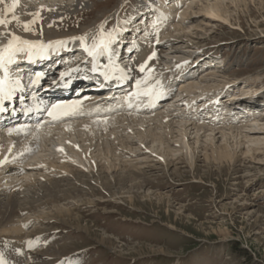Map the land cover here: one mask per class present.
I'll return each mask as SVG.
<instances>
[{
	"label": "rangeland",
	"instance_id": "rangeland-1",
	"mask_svg": "<svg viewBox=\"0 0 264 264\" xmlns=\"http://www.w3.org/2000/svg\"><path fill=\"white\" fill-rule=\"evenodd\" d=\"M130 1L90 0L86 6L55 19L53 26L51 21L38 19L28 33L31 36L79 35L87 26L102 27L108 19L116 18L117 8L124 2L127 6ZM194 1L183 18L178 10H173L176 23L171 28L175 31L162 34L156 29L160 40L175 41L169 48L165 47L166 53L163 51L165 65L175 64L173 73H176L182 64L180 57L187 59L186 53L194 52V57L205 52L207 57L201 56L199 65L201 68L210 65L209 69L205 67L199 72L190 68L191 59H187L190 65L182 80L189 79L184 85L198 84L195 90L199 94H212L226 87L227 99L254 95L264 88V4L258 0L247 3L224 0L228 22L208 13L210 5L217 0ZM20 29L14 27L16 36ZM145 34L151 35L145 32L142 39ZM141 37L137 33L135 39ZM143 54L138 53L137 60ZM195 72L199 75L193 79ZM259 96L255 97L258 101ZM227 99L222 108L228 113L235 105H230ZM247 99L241 104L251 105L248 101L253 100ZM178 102L171 101L167 107L172 104L174 110V103ZM216 110L219 112V108ZM210 119L207 123L216 124L218 120ZM172 120L175 124L170 133L159 128L153 130L158 136L144 130L141 136L134 132L125 134L132 142L123 144L122 138L115 140L113 153L106 151L108 155L103 154L102 149L107 150L103 148L105 145L99 147L88 141V145L101 149V152L95 151L101 154V166L95 174L71 170L67 176L60 170L34 171L32 176L41 179L38 181L42 182L41 186L48 185L51 190H58L59 195L71 189L77 197L56 202L53 198H47V202L45 198L36 202L30 216L23 215L18 220L22 223L25 217L29 219L22 244L12 246L0 237V253L8 252L14 264H264V149L254 156L243 154L239 147L234 151L239 157L236 162L220 165L214 160L212 148L222 143V133L208 140L204 135L210 134L209 126L202 135L193 126L185 129L178 119ZM67 138L50 142L42 149L51 157L52 154L62 156L55 147L63 148L67 156L62 157L61 166L76 154L70 147L79 145V138L76 141ZM143 147H148V151ZM159 157L166 160L167 168L160 164L164 160L159 161ZM115 179L121 180L120 183ZM3 182L1 185L5 187L0 189L6 188V193L17 191L14 184ZM106 182L112 183L111 189L104 185ZM46 188L39 183L36 192L46 194ZM24 189L28 195V186ZM78 190L86 196L78 194ZM19 246L25 255L20 262L16 261ZM84 256L86 259L82 260Z\"/></svg>",
	"mask_w": 264,
	"mask_h": 264
},
{
	"label": "bare ground",
	"instance_id": "bare-ground-1",
	"mask_svg": "<svg viewBox=\"0 0 264 264\" xmlns=\"http://www.w3.org/2000/svg\"><path fill=\"white\" fill-rule=\"evenodd\" d=\"M31 1H32L31 4H29L30 6H26V9H27L25 11V13L27 14L26 18L30 17V19H33V18H35L34 14L39 12L40 15L38 18L36 17L37 19L44 20L45 22H50V21L52 22L53 20L58 19L60 16L66 14L68 12H71V11L79 9L80 7L86 6L90 0H56V1H54V0L53 1L52 0H45V1L44 0H31ZM146 1H149V0H146ZM150 1H152V0H150ZM160 1L161 2L159 5H155V2L154 3L152 2L153 5H151V7H155L157 9L156 14L153 15V16H155V19H153V20L156 24V29L158 31L162 32V34H167V31L172 30L170 28L171 23L169 24L168 22L170 19H172L174 9L178 10L180 16H182V18H183L186 15L185 10L188 8H191L192 5L195 3L194 0H173V1L160 0ZM241 1L246 2V3L248 2V0H235L234 2L239 3ZM258 1L261 2V5L264 4V0H258ZM250 2H253V0H250ZM6 3L10 4L11 2L9 0H6ZM144 4H147V3L142 2V4H141V2H140L139 4H137L135 6V9H139L141 11L142 8L147 7V6L145 7ZM223 6H224V0H217L210 5L208 13L217 19H222L224 21L229 22V19L226 15L227 12L225 11ZM18 8H19V5L15 9V11H17ZM183 10H184V12H183ZM119 14H120V12H119ZM15 23L16 22H12L10 25L8 24V25L0 26V42L3 39L8 40L9 38H11V34H15L14 27L21 28L19 23L17 25H15ZM146 25H147V23H146ZM134 27H135V29L139 28L137 23H134ZM184 28L186 29V27H184ZM99 29L100 28L97 26H91V27L87 26L84 29L83 34H80V35L77 34L71 38H69V37H59V38H65V39H71V40L72 39L73 40L74 39H80L81 37H86L87 34H91V35L97 34ZM121 30H122V28H121ZM187 30H190V28H188ZM115 35L118 36L119 33L115 32ZM52 37L53 36H47V38H52ZM144 38L147 39L148 36H146V34H145ZM38 40H41V39H38ZM55 40H59V39H55ZM95 41H97V40H95ZM135 41H136V43L133 44L131 47H133L134 45L138 46L139 47L138 53L140 55L147 51V48L149 47L150 43H147V42L144 43L143 40H141V38L135 39ZM164 42L165 43L167 42L166 44L169 46V45L173 44L175 41L166 40ZM166 44L164 45L165 47H167ZM92 45L93 44H91V47H92ZM161 48H160V50H161ZM197 51H199V50H197ZM162 52H163V50H162ZM164 53H166V52L164 51ZM198 55L201 57L200 54H198ZM180 58L183 59L181 61L182 64L178 66V68L176 69V73L172 72L169 75V78L173 77V78H171L172 81H168L167 84L160 85V88L164 89L165 91H168V90L173 89V88L177 89L178 91H177L176 95H182L180 102H182L181 106H183V107H181L180 105H179L180 107H178V105L176 104L177 102H176V103H174L175 109L173 110L172 104H170L167 107V103H165L164 106L167 108H165L161 111H158L156 113H153L152 118L145 116L147 114H144V113H133V114L131 113L130 118L133 119L134 122H136L135 124H132V122L130 121V118L126 115V113H123V112H121L120 114L113 116V117L105 116V119H103V121L101 123H98V124H97V122L96 123H90L87 120L74 121L73 124L70 126L71 128L68 127L67 129H60L59 131L54 132L55 134L54 133L45 134V135H48L50 138L47 139L48 137H45V136L43 137V138H45V141H44L45 144H43L42 147H47L50 142L59 141L61 139H64V137H68L67 139H69V141H76L78 138L82 137L83 135H86V133L84 131V128H85L86 132H89L91 137L99 135V137H98L99 140H97V142H95V144H97L98 146L99 145H102V146L105 145L103 148H107V152L110 151L111 153H113L114 144L116 143L117 140H120V138H122L121 142L123 144H125L127 142H132L129 138L125 137V134L126 135L130 134L128 132L129 129L133 130L134 135H137V136L143 135V133H142L143 130L146 133L151 134L152 136L153 135L158 136L159 134H156L154 131L156 129H159V128L165 129L167 134H168L173 130V127L175 124L174 120H172V119H178L177 122H179V125H181L182 128L186 129L191 125V126H193V129H195L197 133L202 132V135L206 133V131H204L205 127L209 126V128H212V129H210V134L204 135V136L208 137L207 138L208 140H213V139H211V137H214L216 134L222 133V137H223L222 143H217L212 148V150H213L212 155L214 156V160L218 161L220 163V165H224L226 163L229 164L232 161L236 162L239 157H238L237 153L234 151H235V149H237L239 147H242L241 151L243 152V154L246 155V154L252 153L254 156H256V153L258 151H260V149L261 150L264 149V88H262L259 91L257 90L256 91L257 93H255L254 95L250 94V96H249V95L245 94L240 98H237L235 96H229L230 98L228 97L229 99H227V102L229 101L230 105H235L234 109H232V107H231V109L233 111L231 109H228V113L231 115H235V116L240 117L241 118L240 122L229 123V122L224 121V122H222L224 125L207 123L206 120L210 119V118H211L210 120L220 119L221 113H219L218 110H216V109H213V111H207L204 109L205 115L202 116V118L199 117L200 120L197 119V121L191 122L190 120L193 119L191 116H200V115H198V112H197L198 111L197 110L198 101H195L193 99L194 95L197 93L195 89H198V84L191 83V84L184 85L186 83V81L182 80V77H185L184 76L185 70L189 67L190 63H188V61H186L188 58L187 59H185L186 57H180ZM129 68L131 70L130 72H132L133 74L132 73L128 74V77H131V75H132V76H140L141 79H144L145 76L149 75L148 70L145 69L142 72L140 70V67H136V63L134 61L129 62ZM119 79H120L119 80L120 83H125L127 78H126L125 74H121ZM179 81H181V82H179ZM112 86H113V82L111 83V85H107V86L105 85L104 86V88L107 91V94H110V97L102 96V94L104 92L102 91L100 94V92L94 91L95 90L94 88L88 90L90 92H86L85 94H82V95H86V94L94 95V96H91V99H92L90 102L91 108L98 106L99 109H105L106 108V111L109 110V111L113 112V110H114V108L112 107L113 101H112V105H108L109 102L111 100H113V94L110 91H108V90L113 88ZM200 88H202V87H200ZM213 88H215V87H213ZM113 91H114V89H113ZM183 93L187 94L188 96L183 94ZM218 93H220V92H216V94H218ZM258 95H261V96H259L260 97L259 101L257 98H255ZM248 97H250L253 100V101H248V102H251V105H249V106L245 105L244 106L243 104H241L242 101L243 102L247 101ZM217 102H220L223 105H225V103H226L225 100L221 101L219 99V97H215V99L212 103H217ZM137 112H140V111H137ZM209 112H211V113H209ZM226 112H227V110H226ZM193 113H194V115H193ZM87 119H92V118H87ZM124 121H125V124L123 123ZM260 122H263V123H260ZM126 123H128V124H126ZM212 123H214V122H212ZM198 124H200V125H198ZM150 125H153V126H150ZM153 127H155V129H153ZM147 128H149L148 131H147ZM71 129H72V131H71ZM184 131L187 132L186 130H184ZM53 134H54V136H51ZM3 137H8V138L15 137V133L12 130H10L9 128L0 127V139ZM103 137L106 139L105 142H104ZM74 138H76V139H74ZM184 138H187V134L184 136ZM3 144L4 143H2L0 145V148L3 146ZM99 147H101V146H99ZM187 147L191 148V146H187ZM27 148L28 147H25L24 149H27ZM107 152L104 151L103 154L108 155L109 153H107ZM71 157H74L77 161H80V162L83 161L82 158L79 156L75 155V156H71ZM207 157L209 158V155H207ZM1 160H2V156H0V162H1ZM50 166H52V165H50ZM69 166H71V165L69 163H67L66 161H64L60 168L67 170ZM8 181H10V180L8 179ZM120 181L121 180H119V179H115L116 183H120ZM4 183L5 182L0 180V186H2L1 184H4ZM111 184L112 183H110V182H106L104 185L107 186L108 189H111L110 188ZM58 185L59 184L56 183V186H58ZM134 185H135V183H134ZM2 187H5V186H2ZM56 189H58V187ZM46 191H47L46 194H40V193H37L36 190H32V191L30 190V194H28V195L24 194L23 195V193L19 192V191H16L14 193H9V191H7V193H6V188H1L0 189V226L6 225L7 223H10V225L8 227L3 226L4 228L1 230L0 234L1 235L2 234H13L12 236L15 235L18 237V234L21 233L22 230H21L20 226L18 225V223L16 222V220L20 217L21 212H31L33 210V208L35 207L34 204H36V202H38L39 200L41 201L42 199H45V198L46 199L47 198H53V201L56 202V200L62 201V200H66L68 198L77 197V196H75L74 192L71 191V189L64 191V193H62V195L58 194V190H54V189L51 190L48 187L46 188ZM79 191L80 190H78V192H77L78 194H82V196L85 195ZM46 201L48 202V199ZM34 210H35V208H34ZM16 239L18 240V241H16V243L20 241L18 238H16ZM11 245L13 246V243ZM10 252H11V250H10ZM17 259H18V257L16 256V261H18Z\"/></svg>",
	"mask_w": 264,
	"mask_h": 264
},
{
	"label": "snow or ice",
	"instance_id": "snow-or-ice-1",
	"mask_svg": "<svg viewBox=\"0 0 264 264\" xmlns=\"http://www.w3.org/2000/svg\"><path fill=\"white\" fill-rule=\"evenodd\" d=\"M0 4H3L4 11L11 15V19L6 18L3 15H0V26L8 25L13 20L18 22V17L14 15V10L20 4V0H11V3H6V0H0ZM39 12L35 13V17H39ZM32 23H36V20L33 19ZM25 31H31L32 29L28 24L23 25ZM80 39L86 40V37H81ZM113 42V37L111 33L103 34L101 37L95 41L91 48H88L89 55L98 56L108 53L110 51V46ZM57 44L63 43L62 41H57ZM51 47V44L45 45L42 41H31L21 39L15 34H11V39L9 42L2 48H0V69H3L4 75L0 76V98H4L11 95L13 87H18L20 85V80L16 79L14 82L9 79L8 76V65L12 64L16 57L20 53H28L29 55L39 54L43 52L46 48ZM87 47V44H85ZM155 56V53L149 57L151 60ZM146 65H141L140 70L143 72ZM95 70V69H94ZM107 75V74H105ZM143 83V81H137V87ZM78 107L77 102H73L71 105H53L49 115L54 118H59L63 115H68L70 112L74 111ZM0 264H3V261L0 260Z\"/></svg>",
	"mask_w": 264,
	"mask_h": 264
}]
</instances>
